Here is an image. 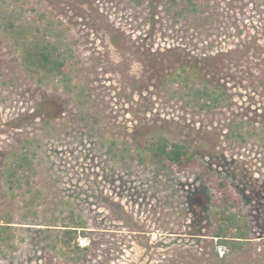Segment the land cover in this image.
<instances>
[{
  "label": "rangeland",
  "instance_id": "obj_1",
  "mask_svg": "<svg viewBox=\"0 0 264 264\" xmlns=\"http://www.w3.org/2000/svg\"><path fill=\"white\" fill-rule=\"evenodd\" d=\"M0 8L33 27L51 21L73 51L67 84L40 81L0 18V224L11 221L0 264H264V0H204L182 15L173 0ZM191 61L223 85L217 108L165 89ZM157 134L201 167L147 156ZM63 225L80 226L68 247Z\"/></svg>",
  "mask_w": 264,
  "mask_h": 264
},
{
  "label": "trees",
  "instance_id": "obj_2",
  "mask_svg": "<svg viewBox=\"0 0 264 264\" xmlns=\"http://www.w3.org/2000/svg\"><path fill=\"white\" fill-rule=\"evenodd\" d=\"M203 2L204 0H173L175 13L182 15L196 12L201 8ZM13 13L6 11L2 13L0 8V18L5 20L2 24L3 29L14 39V45L19 51L24 68L32 75L39 76L40 81L42 78L51 79L55 77L67 84L71 75L70 56H72L73 51L64 31L51 24V21L49 24L34 27L28 22L21 23L19 18L11 17L17 15ZM26 27L32 28V32H27ZM195 64L194 61H191L188 64L175 67L169 77L164 79V87L170 95L178 94L190 97L193 106L199 109H215L225 102L226 92L223 85L217 81L213 82L211 73L203 72L204 68ZM232 133L233 135H240L241 132L236 129L235 134L234 131ZM146 151L147 156L157 160L167 170L173 168L179 171L196 170L197 167H201L194 150L181 142L170 141L162 134L156 135L154 141L147 146ZM28 159L23 153L19 157L20 163L18 165L30 164ZM20 170L21 168H14L12 171L7 170L9 187H13V184L18 181L16 176ZM206 179L209 178L206 176ZM217 185L224 190L223 200L226 202L229 195V185L223 180H218ZM10 224L11 221L6 220L5 223L0 224V229H5V226H10ZM78 227L80 226L63 225V231L57 239L58 242L67 247L70 246L76 238ZM74 247L79 248L76 242Z\"/></svg>",
  "mask_w": 264,
  "mask_h": 264
},
{
  "label": "built area",
  "instance_id": "obj_3",
  "mask_svg": "<svg viewBox=\"0 0 264 264\" xmlns=\"http://www.w3.org/2000/svg\"><path fill=\"white\" fill-rule=\"evenodd\" d=\"M225 248V246H219L218 251L220 252V254L222 255V253L224 252L223 249Z\"/></svg>",
  "mask_w": 264,
  "mask_h": 264
}]
</instances>
